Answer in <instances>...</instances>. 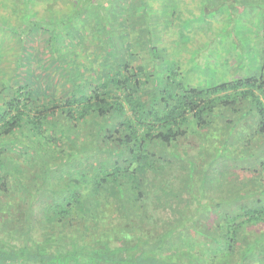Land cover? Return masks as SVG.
Masks as SVG:
<instances>
[{
  "label": "trees",
  "instance_id": "trees-1",
  "mask_svg": "<svg viewBox=\"0 0 264 264\" xmlns=\"http://www.w3.org/2000/svg\"><path fill=\"white\" fill-rule=\"evenodd\" d=\"M51 1L65 10L48 24L50 63L0 104V264H264V57L192 85L179 65H137L158 59L149 0ZM202 1L264 23V0ZM244 121L250 138L233 135ZM189 135L208 159L183 151ZM257 161L252 183L230 164Z\"/></svg>",
  "mask_w": 264,
  "mask_h": 264
},
{
  "label": "rangeland",
  "instance_id": "rangeland-1",
  "mask_svg": "<svg viewBox=\"0 0 264 264\" xmlns=\"http://www.w3.org/2000/svg\"><path fill=\"white\" fill-rule=\"evenodd\" d=\"M149 3L153 18L151 39L157 49L158 59L153 60V56L149 54L145 59H140L137 65L144 63L160 70L167 66L179 65L184 81L191 80L192 85H197L199 81H205L206 85L223 82L238 76H247L260 69L264 57V23L259 16L260 9L252 12L254 7H246L235 13L230 8L234 6L232 1L213 6H208L202 0H149ZM63 10L64 5L53 4L51 0H0V104L9 95L4 91V86H19L16 81L20 79V75H26L27 69L41 73L42 62L49 54V48L44 50L51 35V30L48 29L52 28V24H48L51 18L57 17ZM230 13L236 17V23L229 30ZM172 17L176 19L174 26L171 23ZM38 24L40 27L36 26ZM182 41L185 43L182 44ZM81 61L88 62L84 57ZM19 62L23 65L22 68H18ZM70 64L68 61L67 65ZM90 64L94 65H88ZM70 67L68 70H72L73 66ZM84 74L91 77L90 72ZM59 92L58 89V94ZM217 125L220 131L217 132L215 141L219 144L227 137V133L222 121ZM253 126L251 121H244L233 135H240L239 130L245 128L244 134L247 133L250 138ZM259 142L252 139L248 149L255 153L260 148ZM199 144L195 136L189 135L183 139L182 149L190 152V156L197 154L199 161L208 159L206 155L199 156ZM192 148H195L196 152ZM175 164L180 174L182 161L176 160ZM230 164L241 180L250 183L256 182L253 180L254 176L263 174L258 161L257 166L234 162ZM255 170L258 171L257 175L252 176ZM237 181L234 178L232 183ZM219 186L214 184L211 188L209 196L213 199L220 195ZM223 186L228 189V184ZM37 205H40V202ZM164 218L166 217L161 219Z\"/></svg>",
  "mask_w": 264,
  "mask_h": 264
},
{
  "label": "crops",
  "instance_id": "crops-1",
  "mask_svg": "<svg viewBox=\"0 0 264 264\" xmlns=\"http://www.w3.org/2000/svg\"><path fill=\"white\" fill-rule=\"evenodd\" d=\"M50 50V49H49ZM47 56H49V55H47ZM46 56V58H45V60L42 62V65L44 64V66L46 67V66H48L49 65V60H48V57ZM53 69V68H52ZM51 68L49 69L50 71H46V73H48L49 72V74H50V76H53L54 74V69L52 70ZM28 70V69H27ZM27 70H26V72H27ZM30 72H33V71H31V70H29ZM35 73V72H34ZM44 73V72H43ZM60 75H61V73H60V71H57L56 72V74L52 77V78H60ZM16 82H19V83H23V82H25V80L22 78V76L20 75V79L19 80H17ZM60 87V86H59ZM60 89V88H59Z\"/></svg>",
  "mask_w": 264,
  "mask_h": 264
}]
</instances>
